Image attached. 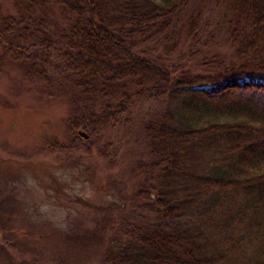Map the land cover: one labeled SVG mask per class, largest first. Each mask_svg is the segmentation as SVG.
Wrapping results in <instances>:
<instances>
[{
	"label": "trees",
	"instance_id": "1",
	"mask_svg": "<svg viewBox=\"0 0 264 264\" xmlns=\"http://www.w3.org/2000/svg\"><path fill=\"white\" fill-rule=\"evenodd\" d=\"M188 1L15 0L0 15V63L45 84L59 76L89 106L67 123L76 149H89L79 130L123 123L136 95L167 104L142 124L154 182L135 201L154 216H123L101 264H264V0ZM209 7L226 11L228 53L197 69L156 52L195 49Z\"/></svg>",
	"mask_w": 264,
	"mask_h": 264
},
{
	"label": "rangeland",
	"instance_id": "2",
	"mask_svg": "<svg viewBox=\"0 0 264 264\" xmlns=\"http://www.w3.org/2000/svg\"><path fill=\"white\" fill-rule=\"evenodd\" d=\"M198 2L189 0L185 11ZM15 12V0H0V15ZM225 12L203 9L195 33L201 50L187 40L168 49L161 44L156 52L197 69L203 54L228 53ZM51 15L61 20L58 12ZM68 82L58 76L45 84L14 62L0 63V264H101L123 216H154L135 201L139 185L154 182L144 178L151 154L142 124L166 102L143 91L123 123L90 138L82 130L89 149L79 150L67 123L72 112L89 106Z\"/></svg>",
	"mask_w": 264,
	"mask_h": 264
},
{
	"label": "water",
	"instance_id": "3",
	"mask_svg": "<svg viewBox=\"0 0 264 264\" xmlns=\"http://www.w3.org/2000/svg\"><path fill=\"white\" fill-rule=\"evenodd\" d=\"M79 133H81L82 135H84V137H87V134L84 131L80 130Z\"/></svg>",
	"mask_w": 264,
	"mask_h": 264
}]
</instances>
